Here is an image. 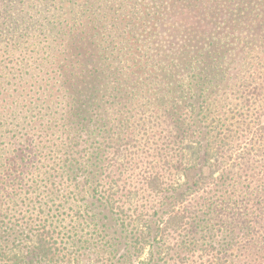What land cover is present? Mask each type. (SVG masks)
Returning <instances> with one entry per match:
<instances>
[{
    "label": "trees",
    "instance_id": "trees-1",
    "mask_svg": "<svg viewBox=\"0 0 264 264\" xmlns=\"http://www.w3.org/2000/svg\"><path fill=\"white\" fill-rule=\"evenodd\" d=\"M84 257L264 264V0H0V264Z\"/></svg>",
    "mask_w": 264,
    "mask_h": 264
},
{
    "label": "rangeland",
    "instance_id": "rangeland-1",
    "mask_svg": "<svg viewBox=\"0 0 264 264\" xmlns=\"http://www.w3.org/2000/svg\"><path fill=\"white\" fill-rule=\"evenodd\" d=\"M188 155H191V152L189 151L188 152ZM148 256L147 254H145V256L143 257V260H147ZM80 264H99L97 263V261L95 260V258H87V257H84L80 260Z\"/></svg>",
    "mask_w": 264,
    "mask_h": 264
}]
</instances>
